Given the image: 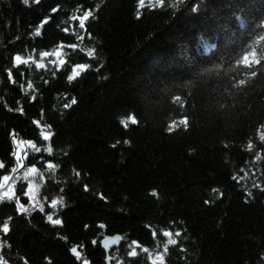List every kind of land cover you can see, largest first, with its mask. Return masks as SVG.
<instances>
[{
	"label": "trees",
	"instance_id": "trees-1",
	"mask_svg": "<svg viewBox=\"0 0 264 264\" xmlns=\"http://www.w3.org/2000/svg\"><path fill=\"white\" fill-rule=\"evenodd\" d=\"M262 137L264 0H0V264H264Z\"/></svg>",
	"mask_w": 264,
	"mask_h": 264
},
{
	"label": "snow or ice",
	"instance_id": "snow-or-ice-1",
	"mask_svg": "<svg viewBox=\"0 0 264 264\" xmlns=\"http://www.w3.org/2000/svg\"><path fill=\"white\" fill-rule=\"evenodd\" d=\"M164 2H165V0H158V3H160V4H163ZM139 3H140L141 6H144V4H145V0H139ZM87 19H88V15H85L82 19H80L79 23H80V26H81V27L84 26V21L87 20ZM91 54H92V53H89V55H91ZM16 61H17V63H20V62H21V58H20V57H16ZM244 62H245V63L248 62V57H244ZM255 62H256V63H259V61H255ZM61 63H63V61H61ZM78 67H79L80 70H83V68H84L85 66H84V65H80V66H78ZM253 74H255V73H253ZM76 75H79V72L74 70L73 76H76ZM71 78H73V77H70V79H71ZM240 83L243 84L244 81H241ZM177 100H179V98H177ZM129 121H130L131 123H136V120H135L134 117H130V118H129ZM180 123H181V124H186L187 121H181ZM125 126H127V122L125 123ZM170 130H171V129H170ZM47 138H48V137L45 136V139H47ZM262 139H264V137H262ZM33 171H35V170H33ZM5 197L10 198L9 193L5 192V193L3 194V196H0V199H3V198H5ZM53 203L55 204L56 202L54 201ZM49 219H51V217H49ZM53 222L56 223V224H59V223H60L59 220H56V221H53ZM3 231H4V232H7V231H8V226H7V224H5V225L3 226ZM164 235L169 236V235H171V234H170V233H164ZM169 243H170V244H175L176 241H174V240H170ZM72 251L75 253V252H76V249L73 248ZM165 252H167V247H165ZM77 255H79V253H77ZM130 255L135 256V255H137V253H136L135 250H133V251L130 253ZM163 259H164L163 256H161V257H160L161 264H163Z\"/></svg>",
	"mask_w": 264,
	"mask_h": 264
},
{
	"label": "water",
	"instance_id": "water-1",
	"mask_svg": "<svg viewBox=\"0 0 264 264\" xmlns=\"http://www.w3.org/2000/svg\"><path fill=\"white\" fill-rule=\"evenodd\" d=\"M4 167V162L0 159V171L3 169ZM13 178H11L9 184L12 182ZM121 240H122V237L120 234H114V235H106L103 240H102V248L103 250L105 251L106 253V261L108 264H110V261H111V255H110V252L111 250L114 248V247H117L120 245L121 243ZM76 249V252L74 253L71 249V253L72 255H77V253H79V255H77L78 257H80V252L78 251L77 248Z\"/></svg>",
	"mask_w": 264,
	"mask_h": 264
},
{
	"label": "rangeland",
	"instance_id": "rangeland-1",
	"mask_svg": "<svg viewBox=\"0 0 264 264\" xmlns=\"http://www.w3.org/2000/svg\"><path fill=\"white\" fill-rule=\"evenodd\" d=\"M7 179V178H6ZM10 180V179H9ZM9 182L10 181H7L6 182V184L4 185V187H3V185L2 186H0V191L1 192H3V190H7V189H9V187H10V185L12 184V182L9 184ZM41 187V186H40ZM31 205H32V208H35V207H37L39 204H38V200H37V197H38V195H39V185H37V186H35V187H33L32 188V191H31ZM4 194V193H3ZM46 196V195H45ZM44 199V198H43ZM33 204H35V206L33 205ZM40 207H42V206H40Z\"/></svg>",
	"mask_w": 264,
	"mask_h": 264
}]
</instances>
